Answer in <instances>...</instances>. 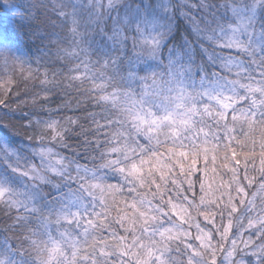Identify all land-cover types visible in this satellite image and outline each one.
Here are the masks:
<instances>
[{
  "label": "snow or ice",
  "instance_id": "6c2138e0",
  "mask_svg": "<svg viewBox=\"0 0 264 264\" xmlns=\"http://www.w3.org/2000/svg\"><path fill=\"white\" fill-rule=\"evenodd\" d=\"M0 113V264H264V0H0Z\"/></svg>",
  "mask_w": 264,
  "mask_h": 264
},
{
  "label": "trees",
  "instance_id": "16d2710c",
  "mask_svg": "<svg viewBox=\"0 0 264 264\" xmlns=\"http://www.w3.org/2000/svg\"><path fill=\"white\" fill-rule=\"evenodd\" d=\"M25 99H30V97H25L23 95L20 97V100L21 101H24ZM15 105H16V101H13V107H15ZM0 115H3V113H0ZM7 120H11V121L16 122V123H22L21 121H18V119H17L16 116L7 117L6 118V122H7ZM19 131L23 133L24 132V129L21 128V129H19Z\"/></svg>",
  "mask_w": 264,
  "mask_h": 264
}]
</instances>
